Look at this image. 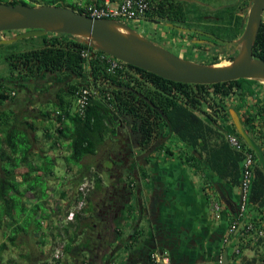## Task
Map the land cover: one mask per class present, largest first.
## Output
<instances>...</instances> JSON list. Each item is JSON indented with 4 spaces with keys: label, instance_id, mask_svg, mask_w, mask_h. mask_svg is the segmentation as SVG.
<instances>
[{
    "label": "trees",
    "instance_id": "trees-1",
    "mask_svg": "<svg viewBox=\"0 0 264 264\" xmlns=\"http://www.w3.org/2000/svg\"><path fill=\"white\" fill-rule=\"evenodd\" d=\"M30 1V4L25 0H0V3L29 6L56 5L84 13L83 8L64 4L63 0ZM186 18L185 7L180 0H152L151 8L143 20L173 22ZM84 51L90 52L88 59L83 57ZM104 54L101 51H94L78 37L57 34L45 38V45L42 48L9 57L11 68L17 75L13 76L15 83L9 82L10 86H0V232L10 244L0 243V264H6L3 255L10 248L19 253V261L15 264L113 263L111 246L109 245L105 250L104 247L101 248V244L93 245V239L87 236L94 231L88 220L91 219L92 214L95 215L93 201L97 194L103 191V180L96 171L92 173L95 169L94 163L85 164L84 161L89 157L95 159L105 141L117 135L118 127L123 120L129 122L133 133L138 123L143 129L157 130L155 127L158 128L160 125L169 127L171 132L186 143L198 157L206 161L219 178L231 181L234 186L240 184L242 154L228 143L227 137L230 134L224 136L199 117L194 109L202 100L200 98L210 97L207 100L215 112L214 115L209 114L211 118L218 113L230 118L228 106H231L233 96L238 95V100H241L244 106L247 105L244 103L246 100L244 98L248 96L252 97L254 102L257 100L256 93L245 88L244 82L248 80L210 86L185 84L161 78L121 61L119 64L124 70L118 68L110 72L109 64L102 59ZM253 54L255 58L264 60V18ZM235 58L236 56L231 55L230 61ZM208 64L216 63L210 61ZM52 78L64 85L58 88L55 94L57 111L40 109L37 111L39 114L37 117L39 116L38 119L42 121L55 122L53 128L47 130L48 139L55 134L58 140L69 141L68 155L64 156L65 162L85 168V172L79 173L78 179L73 181V190H69L71 196L66 188L59 191V197L69 201L65 215L81 201L85 202V206L76 213L74 220L59 229L54 228V223L59 220L56 219L58 214L49 207L50 194L46 193V188L43 189L38 185L39 181L45 183L48 177L49 180L57 178L52 168L45 167V160L51 157L38 148V143H41L37 137L39 128L36 127L35 122H31L36 117L29 115L31 118L27 116L22 118L14 107L17 102L23 101L17 95L20 88L28 87L33 79L51 83ZM81 86H89L97 90V94L91 98L84 117L74 113L76 92ZM208 87L211 88L208 90ZM210 93L214 94L213 97ZM147 100H150L151 104H148ZM254 106L253 113L246 114L245 117L241 116V119L248 133L264 150V105L258 101ZM162 114L166 117L164 118ZM232 134L238 135L235 128ZM56 142L58 144V141ZM247 149L250 150L249 147ZM53 158L51 162H55ZM22 168H26L27 171L23 175V180H19ZM91 177H94V182L90 183L88 180ZM84 183L90 185L85 192H82L80 187ZM28 194L32 197L27 198ZM45 194H47L46 198ZM249 204L250 211L255 217L254 226L264 229V172L257 156L256 176ZM61 208L59 207V210L62 212ZM50 210H53V214L49 217L48 226H45L47 221L42 220V216ZM237 220L235 219L234 222ZM57 232L69 243L63 248L64 256L59 261L53 259V251L60 244L52 247L50 251L46 250L50 244L49 239L56 244ZM241 233L238 235L241 236ZM243 240L246 239L241 237V241ZM263 244L264 237L251 248ZM129 245V250L134 248L133 243ZM238 247L242 250L250 248V244L239 243ZM89 248H92V253ZM67 255L70 256V260L66 259Z\"/></svg>",
    "mask_w": 264,
    "mask_h": 264
},
{
    "label": "crops",
    "instance_id": "crops-1",
    "mask_svg": "<svg viewBox=\"0 0 264 264\" xmlns=\"http://www.w3.org/2000/svg\"><path fill=\"white\" fill-rule=\"evenodd\" d=\"M104 1L118 4L122 0H89L87 4L101 5ZM149 21L156 22L155 20ZM162 30L159 32L160 36L164 33L171 36V33ZM183 42L187 43L185 40ZM184 53L185 51L181 49V54ZM245 88L250 90V85ZM251 91H254L256 97L259 98L260 92L257 87H252ZM256 102L258 101L247 99L244 102L247 105L244 106L236 95L233 96L228 109L234 108L240 116L245 117L246 114L253 113ZM48 127L40 128L41 137L37 132V137L41 142L38 143V148L44 151L45 155L52 158L56 156L61 160L59 155H66L68 146L63 153V143L60 144L58 138L48 139ZM172 140L171 145L162 148V153L155 156L154 159L158 162L156 167L143 169L139 174V179L138 175L134 179L122 178L130 187L133 186V193L127 200L126 208H129L128 205L131 206L126 213L124 211L121 213V218H116L115 227L118 228V232L111 246L117 243L119 247L120 245L123 247L133 243L134 248L130 249L132 253L124 264H153L151 254L155 252L169 253L172 264H223L221 261L225 253H227V261L224 264H261V259L264 257V244L255 248H251L252 246L243 248L239 255L235 253V248L242 237L238 235L239 233L235 235L236 231L231 232L234 220L238 219L235 208L240 198L239 186H234L231 181L219 178L206 164V161L198 155H196L198 161L196 165L194 163L196 153H193L194 151L177 135L173 134ZM51 149L57 153H52ZM56 157L54 158L55 164ZM174 159H179V162L175 163ZM66 170L67 172L72 171L68 167ZM100 175L103 181L108 180L107 175ZM122 179L121 183L114 182L113 184L122 185ZM90 180L94 182V177ZM64 201L69 202L62 200V203ZM99 203V199L93 201L95 209L98 208ZM59 211L61 214L56 219L67 224L68 222L64 221V214L62 215L61 210ZM96 217L92 214L91 219L88 220L91 226H95L92 224L95 221L99 224L100 219ZM251 217L254 215L249 211L248 218L245 220ZM245 220L242 219L241 223ZM100 237L98 234L96 240L101 241L103 237L101 239ZM106 239L108 237H105Z\"/></svg>",
    "mask_w": 264,
    "mask_h": 264
},
{
    "label": "rangeland",
    "instance_id": "rangeland-1",
    "mask_svg": "<svg viewBox=\"0 0 264 264\" xmlns=\"http://www.w3.org/2000/svg\"><path fill=\"white\" fill-rule=\"evenodd\" d=\"M6 1H9V0H6ZM25 1H27L29 4L31 3L30 0H25ZM63 1H64V4H67V5L73 4L80 8H83L89 5L87 4L89 0H63ZM180 1L183 3L185 7L186 16H187L186 20H182V21L173 20V22L171 21L161 22L160 20H157V22L159 21L160 23H154V22L146 21V20H137V21L126 20V19H121V18L118 20L127 24L128 26L136 30L139 34L146 37L147 39L157 43L160 46L165 47L170 52H172L173 54L179 57H182V58H185V59H188V60L200 63V64H208L210 61H214L216 63L214 65H218V66H225V65L230 64L231 61L229 59V56L228 54L225 53V51H223V49H221L222 47H218L217 49H211V46L209 45L208 46L205 44L196 45L192 43L193 41L192 39L200 40L199 39L200 35L196 33H192V32H185V31L186 30H197V31H202L204 33H207L215 37L217 36L220 40H223L226 42L235 41L239 39L244 32V26L246 23L245 20H247V17H248L247 11L250 8L249 2L247 0H180ZM79 2H82L85 4H82V3L77 4ZM248 4H249V7H247ZM114 5H117V4H114ZM169 24H175L176 26L182 28L184 32L177 31L173 28L168 27ZM162 29L171 33V36L166 33H164V35L161 34L160 36L159 32H162L163 31ZM18 35H20V33L16 34V32L14 31L12 32L7 31L3 35H0V37L2 38V40H0V77L5 78L9 74L11 76L17 75L15 74V72H13L14 70H12L11 65L9 63L10 56L14 57L17 54H20L22 52L42 48L45 45V38H51L52 35H57V34L49 33L43 36L42 35L29 36L26 38L17 39L13 43L2 42L3 39L16 38ZM184 40L187 42L186 44H184L183 42ZM181 49L185 51L184 54H181ZM204 54H209V55L204 56ZM237 54L238 53H236V55ZM219 55L220 57H218ZM67 79H70V78H67ZM51 80H52L51 83L43 82L42 80H40L39 83L30 84L28 86V89L24 90L26 91L25 94L19 96L21 99H23V101L21 103L17 102L14 106L17 112L20 113L19 115L22 118L24 116H27V118H31L29 115L36 117L34 118V120H31V122L36 123V127L39 128L38 135L40 137H41L40 128L49 126L48 128L52 129L53 128L52 125L55 124V122L53 120L52 121L50 120L40 121L38 119L39 116L37 117V115H39L37 111L40 109L51 111V112L57 111L58 107L56 106L54 102L55 94L58 88L64 86L63 84L58 83L54 78H52ZM244 84L245 86L250 85V89H252V87H257V89L260 92V95H259V98H257V101H259L261 105H264V81L248 80L244 82ZM20 90H23V89H20ZM245 99L251 100L252 97L248 96V98L246 97L244 98V100ZM25 109H27V111H25ZM232 126H233L231 127L232 129L235 128L233 124ZM52 136L57 137L55 134H53ZM55 137H52V139H54ZM68 142L69 141H66L65 139L60 140L59 142L60 144L63 143L62 144L63 153H65L66 151L65 148H67L66 146H68ZM243 143H245L244 140H243ZM52 150L53 149H51L52 153H57V152H53ZM64 155L65 154L59 155L61 157V160L58 157L53 156L54 158L56 157V164L53 161L51 162L52 157L45 160L46 162L45 167L52 168L53 172L57 174V178H51L49 180L50 177H48L45 183L41 181L38 182V185H41L43 189L46 188V193L48 192L50 194L49 195V205H50L49 207L54 209L55 213H57L58 216L60 213L59 207H62L63 209L62 215H63L67 211L66 206L69 203V202L67 203L66 201L62 203V199L59 197V194H60L59 191L66 188L67 189L66 191H68L69 195L71 196L72 193L70 191L73 190V185H72L73 181L75 179H78L79 173L85 172L84 166L67 164L65 161H63ZM66 155H68V152H66ZM100 158L101 157L97 156L95 160L94 158L89 157L88 159L84 161V163L85 164L94 163L95 165L96 163H98V160ZM69 166H71L70 168H72L71 172H67L66 170V168ZM26 171H27L26 168H22L20 170L19 180H23L24 178L23 175L26 174ZM88 181H90L91 183V180H88ZM46 196L47 194H45V198ZM31 197H32L31 194L27 195V198H31ZM98 198H102L104 201L105 195L103 194L102 196L101 193H98L97 196L95 197V200ZM48 213H46L45 216L44 215L42 216L43 217L42 220L47 221L45 226H48L47 224L49 221V217L50 215L52 216L53 210H50ZM27 217H29V215ZM64 217H65V214H64ZM92 224L95 225V226H92L94 228V231L90 232L91 234H87V236L89 235V237L94 240L93 245L101 244V248L104 247V249L106 250V248H109L108 247L109 245L111 246L112 242H114L115 239L114 241L111 239V242L110 241L107 242V240H109V237H108L109 233L100 232L101 223L97 224V221H95V222H92ZM65 225L67 224L60 223V220H59V222L57 221L56 223H54V226H55L54 228L59 229L60 227H64ZM98 234H100V236L103 237L102 239L100 237L101 241L96 240V237L98 236ZM57 235H58V239L56 240V244H54L55 241H53L52 239H49L50 244L46 248L47 251H50L52 247H55V245H58V244L60 245H58L57 247H63V248L69 245L66 239H64V237L61 236L59 232H57ZM105 237H108V239L105 240ZM2 242H7V244H10L6 238L4 239V237L2 236V233L0 232V243ZM242 244L245 245L247 244V242L245 243V240H243ZM121 246L122 245H120L119 247V244L117 243H114L111 246L110 250L112 251L110 254L111 256H113L114 258L113 262H115V264L126 263V261L129 259L132 253L129 250L130 245H125L123 247ZM22 248H24V246H22ZM237 248L240 249L238 246ZM69 257L70 256L67 255L66 259L67 258L69 259ZM3 259H4V263L6 264L7 263L15 264L19 261V253L16 250L10 248L8 249L7 252L4 253Z\"/></svg>",
    "mask_w": 264,
    "mask_h": 264
},
{
    "label": "water",
    "instance_id": "water-1",
    "mask_svg": "<svg viewBox=\"0 0 264 264\" xmlns=\"http://www.w3.org/2000/svg\"><path fill=\"white\" fill-rule=\"evenodd\" d=\"M263 18L264 0H251L244 32L239 39L226 42L209 35L219 43L239 49L236 58L226 66L200 64L179 57L121 21L93 18L74 9L56 5L29 6L0 3V35L7 31H22L16 38L2 41L13 43L17 39L34 35L67 34L82 39L95 51H101L125 64L161 78L192 85H215L242 79L264 81V60L255 58L253 54ZM169 27L184 32L175 24H169ZM228 112L238 135L256 154L264 172L263 148L248 133L236 109L229 108ZM146 156L142 158L145 159ZM238 206L239 203H237L236 215H238ZM243 224L244 222L239 225L235 235L240 232ZM225 261H227V253L222 263L224 264Z\"/></svg>",
    "mask_w": 264,
    "mask_h": 264
},
{
    "label": "flooded vegetation",
    "instance_id": "flooded-vegetation-1",
    "mask_svg": "<svg viewBox=\"0 0 264 264\" xmlns=\"http://www.w3.org/2000/svg\"><path fill=\"white\" fill-rule=\"evenodd\" d=\"M250 4L251 0H247ZM249 4L247 7H249ZM161 22L163 20H160ZM159 22V21H158ZM246 22V20H245ZM197 31V30H195ZM17 33H22V31H14ZM199 34L200 40H193L192 43L196 45H209L211 49H217L218 47H222L223 51L228 54L229 59L230 56H237L236 53L239 52V49L235 46H226L222 43L217 42L212 39L209 34L200 32H192ZM195 36V35H194ZM217 37V36H216ZM218 38V37H217ZM219 39V38H218ZM0 40L2 38L0 37ZM191 40V41H192ZM209 54H204L207 56ZM213 56V55H212ZM216 57V56H214ZM220 57V55L218 56ZM32 80V79H31ZM15 79L10 74L3 78L0 77V86H8L9 82L15 83ZM39 80L33 79L32 83H39ZM28 83V82H27ZM27 85V84H26ZM10 86V85H9ZM210 86V85H208ZM211 87H208V90ZM23 89V90H20ZM18 91V97L20 95L25 94L28 87L20 88ZM39 92V91H38ZM207 92V91H206ZM204 95L206 93L204 92ZM213 93H210V96L213 97ZM210 97L200 98V103L196 104V108L194 112L203 119L207 120L209 124H211L215 129L220 131L224 136L230 134L233 131L231 127L232 121L230 118H225L223 113H218L215 117L211 118V115H214L213 109L210 107L209 99ZM148 104H151L150 100L146 101ZM214 105V104H213ZM154 108V106H153ZM140 124L138 123L134 129V133L131 131V125L129 122L123 120L122 123L118 127V132L113 139H107L105 143L102 145L100 151L95 156L101 157L98 160V163L95 164V171L97 174L107 175L108 180H104L102 183L103 191L100 193L105 195L104 201L102 198L99 199V205L96 209L95 215L97 219H100L99 224L101 223L100 229L102 233H109V241L111 239L114 241L118 232V228L115 227V223L117 222L116 218H121V213L124 211L126 213L127 210L130 209L131 205L127 207V200L132 196L133 186H129L122 178H136L143 169L146 168H154L157 166L158 162L155 160V156L162 153V148L171 145L172 143V135L169 127L159 126L155 127L157 130H153L150 128H140ZM159 129V130H158ZM159 145V146H158ZM173 145V144H172ZM195 153V152H193ZM147 155L145 159L142 157ZM197 154L194 155V163L197 165ZM96 160V159H95ZM174 162H179V159H174ZM176 165V164H175ZM101 177V175H100ZM121 179L123 180L122 185L115 186L113 183L118 182L121 183ZM112 180V181H111ZM95 200V198H94ZM239 203V201H238ZM237 209L235 208V212ZM120 216V217H119ZM121 221V220H120ZM119 222V221H118ZM120 223V222H119ZM121 224V223H120ZM122 225V224H121ZM107 244V243H106Z\"/></svg>",
    "mask_w": 264,
    "mask_h": 264
},
{
    "label": "built area",
    "instance_id": "built-area-1",
    "mask_svg": "<svg viewBox=\"0 0 264 264\" xmlns=\"http://www.w3.org/2000/svg\"><path fill=\"white\" fill-rule=\"evenodd\" d=\"M152 0H122L117 5H114L113 2L105 1L103 4H89L83 7L84 14L98 19H107V20H118V19H126V20H143L145 19L148 11L151 8ZM83 57L88 59L90 56L89 51L83 52ZM102 59L106 60L109 64V71L114 72L116 69H122V66L119 64V60L104 54L102 55ZM124 70V69H122ZM97 94V90L93 87L89 86H81L80 90L76 92L75 99V110L74 113L84 117L86 114V109L90 104L91 98ZM227 141L230 146L236 150L237 152L242 154V173L241 180L239 184L240 189V198H239V210L237 218L231 227V232H235L239 225L241 224V220H245L248 218V212L250 211V195L252 186L254 183V179L256 176V155L250 149H247L243 144V140L234 134H230L227 137ZM88 183H84L80 187V191L85 192L88 187ZM85 206V202L81 201L77 204L72 210L69 211L67 215L64 217L65 222L73 221L77 212L81 211ZM255 217H251L248 220L242 221L244 222L239 233L242 237H244L246 242L250 244V246H254L258 240L264 237V229L256 228L254 226ZM245 226V228H244ZM235 253L237 255L240 254V249L236 248ZM64 252L63 247H56L53 251V259L55 261H59L63 258ZM151 261L153 264H172L171 256L169 253H153L151 254ZM222 262V261H221ZM261 264H264V257L261 259Z\"/></svg>",
    "mask_w": 264,
    "mask_h": 264
},
{
    "label": "clouds",
    "instance_id": "clouds-1",
    "mask_svg": "<svg viewBox=\"0 0 264 264\" xmlns=\"http://www.w3.org/2000/svg\"><path fill=\"white\" fill-rule=\"evenodd\" d=\"M104 2H105V1H104ZM104 2H103V3H104ZM103 3H102V4H103ZM118 21H119V20H118ZM155 23H157V21H156ZM94 51H95V50H94ZM253 215H254V214H253ZM151 262H152V261H151Z\"/></svg>",
    "mask_w": 264,
    "mask_h": 264
},
{
    "label": "bare ground",
    "instance_id": "bare-ground-1",
    "mask_svg": "<svg viewBox=\"0 0 264 264\" xmlns=\"http://www.w3.org/2000/svg\"><path fill=\"white\" fill-rule=\"evenodd\" d=\"M228 65H230V64H228ZM226 66V65H225Z\"/></svg>",
    "mask_w": 264,
    "mask_h": 264
}]
</instances>
